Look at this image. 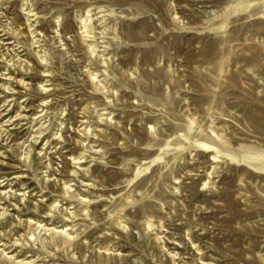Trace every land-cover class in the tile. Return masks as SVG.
Masks as SVG:
<instances>
[{
  "label": "rangeland",
  "instance_id": "374dc122",
  "mask_svg": "<svg viewBox=\"0 0 264 264\" xmlns=\"http://www.w3.org/2000/svg\"><path fill=\"white\" fill-rule=\"evenodd\" d=\"M0 264H264V0H0Z\"/></svg>",
  "mask_w": 264,
  "mask_h": 264
}]
</instances>
